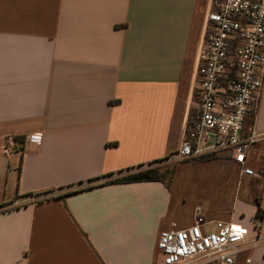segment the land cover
<instances>
[{
	"label": "crops",
	"instance_id": "0c3cea01",
	"mask_svg": "<svg viewBox=\"0 0 264 264\" xmlns=\"http://www.w3.org/2000/svg\"><path fill=\"white\" fill-rule=\"evenodd\" d=\"M210 2L0 0V146L42 136L20 156L0 152V264H162L161 231L195 221L179 180L190 166L216 187L203 216L250 230L234 264H264V218L253 229L264 86L246 123L259 135L246 159L257 175L220 152L183 160L170 179L108 183L176 159Z\"/></svg>",
	"mask_w": 264,
	"mask_h": 264
},
{
	"label": "built area",
	"instance_id": "2783aa9c",
	"mask_svg": "<svg viewBox=\"0 0 264 264\" xmlns=\"http://www.w3.org/2000/svg\"><path fill=\"white\" fill-rule=\"evenodd\" d=\"M264 86V0H211L206 32L196 61L193 115L176 152L181 161L227 152L241 173L255 176L247 155L259 135L246 127ZM41 135L5 136L2 156H20L26 142ZM261 220L254 217L258 234ZM250 230L232 221H208L202 207L186 228L176 223L161 231L157 248L162 264H234Z\"/></svg>",
	"mask_w": 264,
	"mask_h": 264
},
{
	"label": "rangeland",
	"instance_id": "374dc122",
	"mask_svg": "<svg viewBox=\"0 0 264 264\" xmlns=\"http://www.w3.org/2000/svg\"><path fill=\"white\" fill-rule=\"evenodd\" d=\"M194 105V100L192 103V106ZM193 107H191L190 115L188 118V122L192 119L193 115ZM212 157V156H211ZM186 163V161H181L179 159H171L161 165L163 170L165 171H173L175 172L177 168H179L181 165ZM209 171L212 173V171H219L223 170V168L219 167L218 165H212L209 167ZM201 168H194V167H183V171L180 174L179 180L181 181L180 185L181 187H185L186 193L188 194V197H186V200H188L189 206H199L204 201H207L209 198H212L215 192V185L211 182H209V177H207V174H203V180L200 179V171ZM198 172V173H197ZM210 173V174H211ZM167 178L170 179L169 176ZM178 177H176L177 182ZM200 179V180H199ZM199 180V181H198ZM176 184V183H175ZM188 198V199H187ZM185 221V220H184Z\"/></svg>",
	"mask_w": 264,
	"mask_h": 264
},
{
	"label": "trees",
	"instance_id": "16d2710c",
	"mask_svg": "<svg viewBox=\"0 0 264 264\" xmlns=\"http://www.w3.org/2000/svg\"><path fill=\"white\" fill-rule=\"evenodd\" d=\"M211 156L212 155L203 156V157H200V159L208 160L211 158ZM172 175H173V171H165L164 173L161 174L159 172V170L152 169V170H148V171L139 172V173H136L133 175L125 176L122 178L114 179V180L109 181L108 183L125 182V181H143V180H150V179L157 180V179H163L167 176H169L171 178ZM84 189L85 188H79L76 190H72V191H69L68 194L76 193V192L82 191ZM86 189H88V188H86ZM255 217L260 219L261 221L264 218V210L261 208L259 202H258V210L256 212Z\"/></svg>",
	"mask_w": 264,
	"mask_h": 264
}]
</instances>
